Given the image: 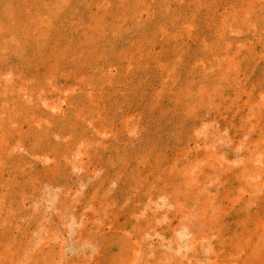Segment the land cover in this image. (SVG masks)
Here are the masks:
<instances>
[{"label": "rangeland", "instance_id": "374dc122", "mask_svg": "<svg viewBox=\"0 0 264 264\" xmlns=\"http://www.w3.org/2000/svg\"><path fill=\"white\" fill-rule=\"evenodd\" d=\"M0 264H264V0H0Z\"/></svg>", "mask_w": 264, "mask_h": 264}]
</instances>
